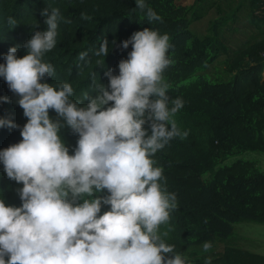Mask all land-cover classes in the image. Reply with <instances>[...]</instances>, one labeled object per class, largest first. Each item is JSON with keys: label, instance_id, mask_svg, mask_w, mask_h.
Returning a JSON list of instances; mask_svg holds the SVG:
<instances>
[{"label": "clouds", "instance_id": "obj_1", "mask_svg": "<svg viewBox=\"0 0 264 264\" xmlns=\"http://www.w3.org/2000/svg\"><path fill=\"white\" fill-rule=\"evenodd\" d=\"M135 5L149 20L160 19L147 0ZM41 15L46 28L11 46L0 62V77L27 117L22 127L0 117V128H20L22 137L0 149L7 177L22 183L19 206L0 196V264H188L159 232L177 194L167 189L154 155L187 135L172 119L185 101L170 97L164 81L172 63L169 34L145 27L121 41L123 49L131 45L127 58L118 73L105 72L107 85L93 81L95 95L86 94L85 104L72 99L71 83L47 79L56 69L45 54L57 46L61 21H70L59 7ZM115 46L103 37L95 55L105 58ZM21 47L26 53L18 56ZM65 127L78 134L71 152Z\"/></svg>", "mask_w": 264, "mask_h": 264}, {"label": "trees", "instance_id": "obj_2", "mask_svg": "<svg viewBox=\"0 0 264 264\" xmlns=\"http://www.w3.org/2000/svg\"><path fill=\"white\" fill-rule=\"evenodd\" d=\"M248 3L259 36L243 41L225 60L227 78H212L205 71L228 50L221 30L229 17L215 21L210 34L199 35L191 27L216 6L210 0H194L191 5L185 0H147L159 20H149L135 8V0H0V62L11 46L23 45L34 30L46 28L43 8H60L70 22L61 21L57 46L45 54L56 69L53 78L47 79L54 84L71 83L72 99L85 104L86 94L95 95L93 81L107 85L105 72L112 68L118 73L119 61L127 58L131 45L123 49L121 41L145 27L169 34L172 63L164 72V81L170 97L185 101L172 119L185 115L210 131L207 148L196 138L179 136L154 155L163 168L167 189L177 194V207L169 221L160 225L169 237L161 238L183 256L190 247L232 238L235 223H264V169L257 160L243 157L247 151L264 153V0ZM10 19L17 24H10ZM103 37L116 41L105 58L95 55ZM84 51L87 56L81 60ZM25 53L22 47L18 50V56ZM0 96L9 97L0 102V117L22 127L27 117L17 94L2 77ZM50 115L55 117V111L50 110ZM63 133L71 152L78 134L70 127L62 129ZM21 139L20 128H0V149ZM20 187L22 183L8 178L0 164V196L7 204L22 203ZM207 258L211 264H264V254L232 244L212 256L185 257L188 264H205Z\"/></svg>", "mask_w": 264, "mask_h": 264}, {"label": "rangeland", "instance_id": "obj_3", "mask_svg": "<svg viewBox=\"0 0 264 264\" xmlns=\"http://www.w3.org/2000/svg\"><path fill=\"white\" fill-rule=\"evenodd\" d=\"M215 3L209 13L201 20L191 25L192 29L199 35L210 34L215 21L228 18L227 24L221 30V37L228 45V50L220 54L207 69L206 73L212 78H227L228 72L225 70V60L231 57L241 43L254 35L259 36V30L252 19V6L248 0H210ZM194 0H185L187 5H191ZM234 16V18H233ZM264 75V73H263ZM173 120L182 132L186 131L185 138H196L204 147H208L210 131L205 125L192 122L185 115H174ZM244 158L255 159L258 165L264 169V153L247 151ZM235 234L225 241L210 242L211 247L204 248V244L190 247L184 254L186 258L208 257L217 254L227 244L236 245L254 252L264 254V223L254 221H244L234 224ZM159 232L164 237H169V232L164 225L159 228Z\"/></svg>", "mask_w": 264, "mask_h": 264}]
</instances>
